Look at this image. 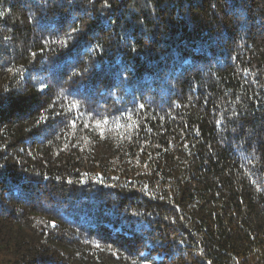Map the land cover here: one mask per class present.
<instances>
[{
    "label": "trees",
    "instance_id": "trees-1",
    "mask_svg": "<svg viewBox=\"0 0 264 264\" xmlns=\"http://www.w3.org/2000/svg\"><path fill=\"white\" fill-rule=\"evenodd\" d=\"M0 264H264V0H0Z\"/></svg>",
    "mask_w": 264,
    "mask_h": 264
}]
</instances>
